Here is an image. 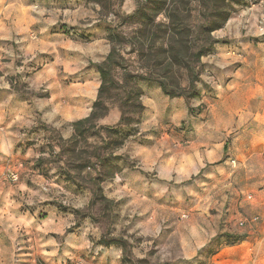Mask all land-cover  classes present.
<instances>
[{"label":"rangeland","instance_id":"374dc122","mask_svg":"<svg viewBox=\"0 0 264 264\" xmlns=\"http://www.w3.org/2000/svg\"><path fill=\"white\" fill-rule=\"evenodd\" d=\"M25 1L36 18L24 35L34 52L20 55L16 73L5 80L25 96L32 116L52 119L55 108L60 112L72 104L62 94L84 88L94 97L91 111L100 85L96 64L112 46L111 30L119 50L112 75L120 86L103 95L106 115L81 132L74 134L72 127L68 138L61 136L63 125L25 118L19 158L0 164V214H36V226L45 214H74L66 231L88 218L100 238L126 242L125 251L120 246L122 264H179L180 244L189 240L204 243L198 251L202 264L264 263V0H226L222 12L229 17L212 32L218 42L192 62L193 94L154 97L145 106L140 96L139 112L130 88L150 82L139 77L150 60L160 68L162 16L150 19L140 37V21L131 15L142 0H110L106 8L88 0ZM212 10L197 1L192 5L185 21L191 37ZM171 71L187 86L184 69ZM156 142L158 155L146 161L144 149L156 148ZM196 147L201 166L192 170L187 157ZM122 169L135 174L130 182L136 197L112 185ZM11 171L16 181L8 178ZM7 183L16 190L9 199L3 193ZM164 183L167 189L154 201L141 197ZM151 211L158 216L150 222ZM258 229L262 241L244 243ZM44 237L36 233V243Z\"/></svg>","mask_w":264,"mask_h":264},{"label":"crops","instance_id":"0c3cea01","mask_svg":"<svg viewBox=\"0 0 264 264\" xmlns=\"http://www.w3.org/2000/svg\"><path fill=\"white\" fill-rule=\"evenodd\" d=\"M35 20V13L30 2L0 0V164L7 157L12 161L19 158L22 142L25 139L23 125L26 117H29L28 122L30 123L44 122L59 127L63 125L65 132L61 136L68 138L72 133V123L89 115V101L94 98L90 96L87 88L79 89L74 93L62 94L72 104L60 112L55 108L52 119L43 116L38 121V118L31 115L30 104L25 96L14 90L5 78L9 74L16 73L15 68L18 66L20 55L34 52L31 42L27 41L24 35L33 26ZM216 54L220 55L219 52ZM139 87L142 90L144 106L154 97L161 100L166 97L156 82L143 81ZM38 133L39 129L36 128V141L40 136ZM157 145L158 142L154 144L156 148L144 149L146 161L147 158L158 155ZM190 147L188 146L187 149ZM194 149L193 156H189L188 153L187 157L192 170L201 166L200 149L198 147ZM152 163H146V165L152 166ZM131 176L135 174L122 169L115 174L112 185L122 188L125 195L136 197L137 194L131 192ZM159 178L162 181L168 180L166 175H161ZM7 185L3 193L9 199L13 197L16 190L15 186L9 183ZM158 186L156 184V187ZM160 187L156 190L151 189L141 197L154 201L155 197L163 195V191L167 189V183ZM157 216L158 214L151 211L148 220L151 222ZM41 223L42 225L36 226V214H0V264H37V260L40 264L42 261L45 264H122L121 248L117 245H101L99 243L100 230L96 229L88 218L79 220L77 226L69 231L66 229L75 223L74 214H45ZM257 231L255 237L254 235L248 236V240L244 243L248 245L250 239L258 240L260 232L259 229ZM36 233H43L45 236L38 243H36ZM249 233L253 234V232ZM261 241L258 240L257 243ZM203 246L204 243L201 242L184 241L180 244L182 253L179 264H202V257L198 255V251ZM248 251L249 248L246 247L245 252ZM247 262L241 260L237 261V264H247ZM257 264L264 263L258 262Z\"/></svg>","mask_w":264,"mask_h":264},{"label":"trees","instance_id":"16d2710c","mask_svg":"<svg viewBox=\"0 0 264 264\" xmlns=\"http://www.w3.org/2000/svg\"><path fill=\"white\" fill-rule=\"evenodd\" d=\"M88 1L95 2L102 8H106L110 2V0ZM196 1L204 7L213 8V10L197 25L196 34L194 37H191V30L187 28L185 21L189 17L187 15L190 14L191 7ZM222 5H226V0H142L140 7L131 15L138 17L140 21V37H144L145 33H147L150 19L153 21L154 17L159 15L162 16L164 21L162 23L158 22L157 25L164 27L163 33L166 36L165 46L161 48L163 59L161 61L159 60L160 68H158L156 60H150L151 65L147 66V71L144 74H140L139 77L144 80H150V82H156L160 86L162 93L170 98L183 95L191 96L194 90V83L197 79V73L194 70L192 62L198 63L201 57L207 54L213 48L214 44L218 42L212 36V32L221 28L229 17L228 12H222V7H224ZM115 37L116 33L114 30H111L109 39L112 42V46L105 59L96 64L100 76L97 97L92 104L89 115L72 123L74 134L81 132L84 124L88 123L92 127L94 120L106 115L108 108L104 103L103 95L110 89L120 86L112 75L114 67L118 65L117 55L119 53L118 47L114 44ZM143 45L144 43H141L138 49L141 53L145 51ZM149 50V48L146 49V52ZM173 66L186 71L187 86H182L173 77L171 74ZM127 77L132 78L134 76ZM130 90L134 92L132 103L135 107L134 111L139 112L143 108L139 101L140 96H142V90L139 85L132 86ZM119 107L122 108L123 103H120ZM122 118L123 116H120L119 121ZM72 139H74L73 136ZM99 243L103 246H121L125 251L126 242L120 238L107 239L103 236L100 238ZM125 262L129 263L127 255L126 258L124 256Z\"/></svg>","mask_w":264,"mask_h":264},{"label":"built area","instance_id":"2783aa9c","mask_svg":"<svg viewBox=\"0 0 264 264\" xmlns=\"http://www.w3.org/2000/svg\"><path fill=\"white\" fill-rule=\"evenodd\" d=\"M8 178L11 180V181H16L18 179V174L17 172L15 171H11L8 175Z\"/></svg>","mask_w":264,"mask_h":264}]
</instances>
